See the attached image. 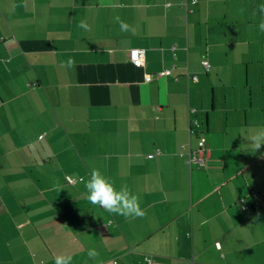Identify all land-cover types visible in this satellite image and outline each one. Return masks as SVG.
Wrapping results in <instances>:
<instances>
[{"label": "crops", "instance_id": "1", "mask_svg": "<svg viewBox=\"0 0 264 264\" xmlns=\"http://www.w3.org/2000/svg\"><path fill=\"white\" fill-rule=\"evenodd\" d=\"M262 4L0 0V264H264ZM93 168L145 215L91 204Z\"/></svg>", "mask_w": 264, "mask_h": 264}, {"label": "clouds", "instance_id": "2", "mask_svg": "<svg viewBox=\"0 0 264 264\" xmlns=\"http://www.w3.org/2000/svg\"><path fill=\"white\" fill-rule=\"evenodd\" d=\"M124 5H121L123 7ZM257 10L261 16L259 24L260 31L264 32V4L258 5ZM115 21L119 24L121 31L132 32L135 34V28L120 19L115 17ZM80 28H86L84 21L78 24ZM134 52L136 50H133ZM75 61L69 58L66 63L62 62V67L73 68ZM251 144L255 151L264 145V129H261L250 136ZM86 190L87 200L93 205H99L101 208L113 215H120L125 218L142 217L145 215L140 207L139 197L133 194L127 187L123 185L117 190L114 183L105 177L99 169H90L87 179L81 178ZM99 253L93 248L88 250V257L91 259L97 258ZM55 264H71V256L58 254L54 257Z\"/></svg>", "mask_w": 264, "mask_h": 264}, {"label": "built area", "instance_id": "3", "mask_svg": "<svg viewBox=\"0 0 264 264\" xmlns=\"http://www.w3.org/2000/svg\"><path fill=\"white\" fill-rule=\"evenodd\" d=\"M133 50H136L135 52ZM145 57V50L143 49H132L130 51V59L132 63L136 66H142L143 61ZM203 66L208 70L209 64L207 61H204ZM161 75H166L169 74V72L164 71L160 73ZM208 158V152L203 149L199 148L197 151L190 153L188 157V163H194L197 164L198 166H203ZM146 264H150V261L148 260Z\"/></svg>", "mask_w": 264, "mask_h": 264}, {"label": "trees", "instance_id": "4", "mask_svg": "<svg viewBox=\"0 0 264 264\" xmlns=\"http://www.w3.org/2000/svg\"><path fill=\"white\" fill-rule=\"evenodd\" d=\"M205 163H206V162H205ZM196 165H197V164H196ZM204 165H205V164H204ZM204 165H203V166H204ZM197 166H198V165H197Z\"/></svg>", "mask_w": 264, "mask_h": 264}]
</instances>
